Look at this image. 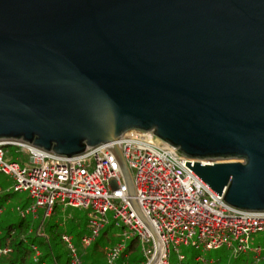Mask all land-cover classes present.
<instances>
[{"label": "water", "instance_id": "water-1", "mask_svg": "<svg viewBox=\"0 0 264 264\" xmlns=\"http://www.w3.org/2000/svg\"><path fill=\"white\" fill-rule=\"evenodd\" d=\"M134 129L264 211V0H0V140L73 156Z\"/></svg>", "mask_w": 264, "mask_h": 264}, {"label": "built area", "instance_id": "built-area-1", "mask_svg": "<svg viewBox=\"0 0 264 264\" xmlns=\"http://www.w3.org/2000/svg\"><path fill=\"white\" fill-rule=\"evenodd\" d=\"M114 146L121 150L133 195L128 193ZM10 147L26 154L27 161L6 156ZM185 162L193 161L151 130H129L115 141L87 147L73 156L21 140H0V172L12 179L14 191L26 192L30 200L24 207H14L21 217L37 218L42 211L46 218L55 205L83 209L89 233L79 240L88 248L108 223L106 214L112 213L122 232L118 241L105 247L107 264L117 261L133 236L138 237L144 264H169L170 245L179 260L183 259L178 250L181 245L200 252L221 247L233 253L250 251L258 260L264 245H253V236L264 232V211L242 210L226 203ZM62 240L71 252V264H79L72 235L63 234ZM10 250L1 246L0 257Z\"/></svg>", "mask_w": 264, "mask_h": 264}, {"label": "trees", "instance_id": "trees-1", "mask_svg": "<svg viewBox=\"0 0 264 264\" xmlns=\"http://www.w3.org/2000/svg\"><path fill=\"white\" fill-rule=\"evenodd\" d=\"M2 186L3 183L0 181V247L8 246L11 250L0 257V264H71V252L62 240L63 234L76 238L79 264L84 263L83 260L88 264H98L107 245L100 244L95 239L90 250L81 246L80 237L89 233L87 214L82 212L83 209L55 205L50 216L46 217L49 221L43 218L42 211L37 218L21 217L16 211V216L12 217L9 209L5 210L11 193L4 191ZM258 244L264 245V240ZM138 247H140L138 237L133 236L127 241L117 259L118 264H144V257L134 255ZM79 248L82 252L78 251ZM36 250L39 252L37 255ZM241 254L230 250L225 255L207 253L198 258L199 254L195 252L186 259L183 255L180 261L185 260L184 264H264V252L258 260L246 258L238 261Z\"/></svg>", "mask_w": 264, "mask_h": 264}, {"label": "rangeland", "instance_id": "rangeland-1", "mask_svg": "<svg viewBox=\"0 0 264 264\" xmlns=\"http://www.w3.org/2000/svg\"><path fill=\"white\" fill-rule=\"evenodd\" d=\"M6 156L8 155H12L13 159L15 161L21 162L20 158L22 159V161L25 163L26 160V154L20 152L18 150V148H14V147H10L8 148L7 152H6ZM0 181L3 183V190L6 192L11 193L10 197L6 203L7 208L5 210H8L11 212V216L15 217L16 213H15V206L20 205L22 207L26 206L29 203V198H28V194L26 192H16L14 191L13 187H12V179L3 174L0 173ZM8 190V191H7ZM85 212V210H82V212ZM18 217H16L17 220ZM28 218H31L30 216H28ZM106 218L108 220V223L104 225V227L100 230L99 235L96 237V241H98L100 244H106V245H111L113 243H115L116 241L119 240V234L122 232V227L121 226H117L115 225V220L112 217V213L108 212L106 214ZM46 221H49V218H46ZM41 233H43V230L41 229ZM264 240V232H258L256 234H254L253 236V245H257L258 243H261V241ZM73 243H76V238L73 236ZM94 245V243H92ZM92 245H90L88 248V250H90ZM178 250L180 253H182L183 255H185V259L192 256V254H194L195 252H197L199 254V256L202 258L204 256V254L207 253H221V255H225L228 251L230 252V249H228L227 247H221L219 249H215V250H210V251H206V252H200L195 250L193 247L190 246H179ZM78 251L82 252V249L79 248ZM169 261L170 264H184L185 260L180 261L178 258V253L176 252L175 248L173 245H170L169 248ZM105 255V253H104ZM100 256V259L98 261V264H107L106 260H105V256ZM134 255H138L140 257L143 258V253L141 250V247H138V249L134 252ZM253 259V254L250 251L244 252L240 255L239 260L241 261L243 259ZM84 263L82 264H88V262L86 260H83ZM114 264H118V260L114 263Z\"/></svg>", "mask_w": 264, "mask_h": 264}]
</instances>
